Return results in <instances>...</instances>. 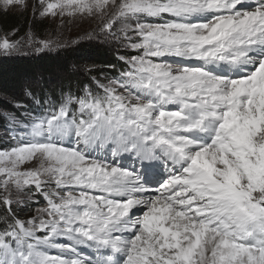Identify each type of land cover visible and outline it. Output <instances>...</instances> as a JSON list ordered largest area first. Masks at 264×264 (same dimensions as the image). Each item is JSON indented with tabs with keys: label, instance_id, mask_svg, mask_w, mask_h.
<instances>
[{
	"label": "snow or ice",
	"instance_id": "snow-or-ice-1",
	"mask_svg": "<svg viewBox=\"0 0 264 264\" xmlns=\"http://www.w3.org/2000/svg\"><path fill=\"white\" fill-rule=\"evenodd\" d=\"M13 7L29 4L0 0ZM31 11L95 20L89 38L114 49L115 74L76 92L28 86L39 110L24 118L17 101L5 117L0 264H264V0ZM59 46L0 34V57Z\"/></svg>",
	"mask_w": 264,
	"mask_h": 264
},
{
	"label": "trees",
	"instance_id": "trees-1",
	"mask_svg": "<svg viewBox=\"0 0 264 264\" xmlns=\"http://www.w3.org/2000/svg\"><path fill=\"white\" fill-rule=\"evenodd\" d=\"M29 24L30 19L24 13L13 14L0 10V34L18 29L19 34L22 35L30 28ZM38 25H41V27ZM42 25L44 24H36L34 28L44 29ZM102 45L104 44L102 43ZM102 45H97L90 41H81L73 45L62 46L57 50L53 49L51 52L45 50L40 53L0 57V110L4 112L11 110V108L6 107V99H10L25 105L29 114L33 111H38L37 105L31 98L29 101L32 102L25 100V88L31 86L39 96L41 92L49 91L46 84L51 82L54 84L62 74L67 75V77L62 78L54 85L58 87L62 85L65 88L70 86L73 92H76L80 85L91 83L93 76L114 75L115 73L110 69L109 65L116 63V58L110 53L109 48ZM81 65L86 66V68L82 69L86 70L87 74V79L85 78L84 80L78 79L75 74L77 72L76 69ZM72 67L75 69H72ZM90 68L93 69L91 73L88 71ZM73 70H75V73L71 72ZM39 81L43 82L40 87L38 84L35 85ZM2 119L3 116L0 113V125L3 122ZM6 126L10 127L11 125L6 123Z\"/></svg>",
	"mask_w": 264,
	"mask_h": 264
},
{
	"label": "rangeland",
	"instance_id": "rangeland-1",
	"mask_svg": "<svg viewBox=\"0 0 264 264\" xmlns=\"http://www.w3.org/2000/svg\"><path fill=\"white\" fill-rule=\"evenodd\" d=\"M28 4H29V9L26 11H21L19 8H8V9H2L0 8L1 11L4 12H8V13H13V14H26V16H28V18L30 19V24H29V29L26 30L23 34L27 33L28 31H31L37 39H52L54 41H57L59 43V47L57 48H53L54 50L59 49L62 46H67V45H73L74 43L77 42H81V41H90L91 43L97 44V45H102V41L98 40V39H91L89 38V34L92 33L96 27V21L88 18V17H64L63 19H61L60 17H40L39 15H37L35 18L32 15V11H31V5L35 3V0H27ZM36 24H44L42 25V28H34V26H36ZM39 27H41V25H38ZM33 29V30H32ZM22 34V35H23ZM104 44V43H103ZM104 47L109 48L110 53L112 55L115 56V51L114 49L110 48L108 45H102ZM53 49L48 50V51H53ZM36 53L34 51L28 50L26 53H21V54H33ZM79 68H77V72L75 73V70L71 71L74 72L76 74V77L80 80H84L85 78L87 79V74H86V70H82L84 68H86L85 65H81L78 66ZM72 69H75L72 67ZM70 72V73H71ZM71 75V74H70ZM67 75H60V78H58L54 84H57L62 78H66ZM63 81V80H62ZM92 81V80H91ZM43 83L42 81L35 83V85H39ZM51 83L46 84L47 86V90L51 91V90H58V86L54 85ZM25 100H28V102H32L29 101L30 98L25 97ZM15 100H10V99H6V107L11 108L10 111L8 112H4L1 111L0 113L3 116L2 119V124L0 125V147H6L9 143H11L12 141L10 140V134L6 133L5 131V124H8V121L5 119V117L10 116L14 111H16V108L14 107V105H16ZM25 106V105H24ZM29 107V105H28ZM20 115H22L24 118H29L30 114L28 113V109L27 111H24L22 113H19ZM5 123V124H4ZM3 129V131H2ZM11 135H15V134H11ZM39 199V198H37ZM31 203V202H30ZM43 206L42 203L40 204H36L34 207H25L24 212L21 213L22 216H26L29 212H32L35 210V207H40Z\"/></svg>",
	"mask_w": 264,
	"mask_h": 264
}]
</instances>
